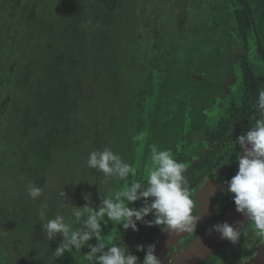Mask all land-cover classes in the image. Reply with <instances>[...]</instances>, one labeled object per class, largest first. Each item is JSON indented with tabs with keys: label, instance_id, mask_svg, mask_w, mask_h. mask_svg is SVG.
<instances>
[{
	"label": "trees",
	"instance_id": "1",
	"mask_svg": "<svg viewBox=\"0 0 264 264\" xmlns=\"http://www.w3.org/2000/svg\"><path fill=\"white\" fill-rule=\"evenodd\" d=\"M0 6V264H101L108 235L123 239L126 257L133 245L142 253L159 225L155 210L133 217L135 229L105 213L99 236L85 221L132 183L140 184L138 195L147 189L153 147L187 165L189 193L229 159L238 116L223 123L209 114L237 81L239 115L259 110L264 0ZM106 148L135 174L120 178L90 166V153ZM29 183L42 190L36 200ZM152 200L120 197L136 210ZM56 216L69 237L75 231L89 239L77 249L62 233L49 238L44 225Z\"/></svg>",
	"mask_w": 264,
	"mask_h": 264
},
{
	"label": "clouds",
	"instance_id": "2",
	"mask_svg": "<svg viewBox=\"0 0 264 264\" xmlns=\"http://www.w3.org/2000/svg\"><path fill=\"white\" fill-rule=\"evenodd\" d=\"M254 106L264 115V89L259 90ZM238 143L244 149V153L238 157V171L231 178L227 191L234 194L233 202L236 210L247 215L253 231L264 237V118L257 119L246 134L239 136ZM151 159L153 167L146 179L148 185L146 190L138 195L137 189L140 188V184L134 182L117 195V202L106 199L105 207L89 215L85 223L97 236L100 234L98 218L103 217L105 213L113 221L125 220V228L131 226L135 229L136 225L132 218L139 220L151 210H155L156 223L163 224L177 233L189 230L196 225L198 217L192 214L193 200L190 198L188 181L184 175L187 165L176 160L170 151L158 150L155 147L152 148ZM88 163L92 167H98L104 173L115 171L120 178L126 177L130 172L135 174V170L130 165L122 163L118 154L107 148L99 153H90ZM27 192L33 200L38 199L42 194L41 188L32 183L27 186ZM140 196L153 198L150 207L136 210L120 202V197H125L127 201L132 202ZM40 215L43 217V210ZM76 215L79 217L80 213L77 212ZM44 227L49 238L54 233H62L69 244H75L77 249L81 247L83 241L89 239V233L81 236L75 231L69 237V227L60 216L48 219ZM215 228L220 232L222 239L232 243L239 240L240 231L227 222L218 224ZM67 247L68 244L62 245L57 249L56 255H60ZM96 251L94 247L92 253ZM88 259H91V254ZM99 260L101 264H137V257L132 255L126 257L116 246H112L107 253L99 257ZM143 264H160V261L150 250Z\"/></svg>",
	"mask_w": 264,
	"mask_h": 264
},
{
	"label": "flooded vegetation",
	"instance_id": "3",
	"mask_svg": "<svg viewBox=\"0 0 264 264\" xmlns=\"http://www.w3.org/2000/svg\"><path fill=\"white\" fill-rule=\"evenodd\" d=\"M238 92L239 82L237 81L231 87L227 98L222 100L223 104L215 107V109L209 114L210 117H213L211 116L212 112L219 111L216 117L217 120L221 119L223 123L228 122V115L230 117L229 121L235 120L237 115V124L234 126L238 132L235 133L232 150L228 154L229 159L226 158L224 161L217 164L214 169L207 173L200 183L190 191V198L193 200L192 214L193 216L198 217V222L189 230L178 233L175 232L174 235L177 236V241L171 246H167L166 248L155 247V249H153L152 246L157 244L160 235L168 229L165 225L159 224L153 232L147 248H145L142 253L141 251H137V249L134 248V245L132 246L130 253L133 252V256L137 257V264H143V261L150 250L160 261V264H170L181 250H183L199 234L204 232L205 229L218 219L227 209L235 204L233 202L234 194L227 191L228 186L224 188L220 186L226 181H230L238 171V157L243 154V152L238 154L241 147L238 143L239 136L246 134V132L254 126L257 119L264 118V115L261 114L260 110H246L243 111L244 115H239V110L235 109L233 104L234 99H236L235 106L237 104ZM224 106L226 109L223 108ZM246 112H250V115L246 114ZM218 126L219 124L216 127ZM249 147H251V145H249ZM207 178H212L211 181L214 182V188L210 190L211 192L209 195L201 196L199 188ZM238 230L240 231V237L237 242L232 243L226 240L202 264H264V237L253 231L250 220ZM122 241L123 239L118 236L108 235L103 242L104 254L107 253L115 243H118L117 247L120 248L125 255L124 242Z\"/></svg>",
	"mask_w": 264,
	"mask_h": 264
},
{
	"label": "water",
	"instance_id": "4",
	"mask_svg": "<svg viewBox=\"0 0 264 264\" xmlns=\"http://www.w3.org/2000/svg\"><path fill=\"white\" fill-rule=\"evenodd\" d=\"M249 147V145H248ZM244 153V149L240 147L238 154ZM207 178L201 184L199 190L200 195H209L210 190L214 188L213 181ZM230 181H226L220 187H227ZM217 188V187H216ZM249 221V217L244 213L236 210L234 204L227 209L218 219L209 225L204 232L199 234L193 241H191L178 255L170 262V264H202L213 252L216 251L226 239L221 238V234L216 230L215 226L227 222L234 228L239 229L242 225ZM175 231L168 228L161 235L156 245L152 248L161 247L166 248L177 241Z\"/></svg>",
	"mask_w": 264,
	"mask_h": 264
},
{
	"label": "rangeland",
	"instance_id": "5",
	"mask_svg": "<svg viewBox=\"0 0 264 264\" xmlns=\"http://www.w3.org/2000/svg\"><path fill=\"white\" fill-rule=\"evenodd\" d=\"M1 5H2V4H1ZM0 12H1V6H0ZM227 102H228V101H227ZM223 108L226 109L225 106H224ZM223 108H222V109H223ZM218 112H219V111H216V112L214 111V112H212L211 116H213V118L216 117V116L218 115Z\"/></svg>",
	"mask_w": 264,
	"mask_h": 264
}]
</instances>
